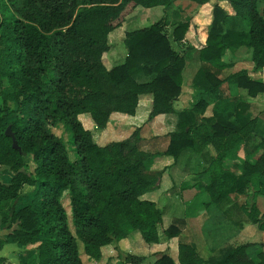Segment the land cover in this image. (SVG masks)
<instances>
[{"label": "trees", "instance_id": "obj_1", "mask_svg": "<svg viewBox=\"0 0 264 264\" xmlns=\"http://www.w3.org/2000/svg\"><path fill=\"white\" fill-rule=\"evenodd\" d=\"M173 1L0 0V165L8 174L0 177V223L15 224L7 238L25 249V264H81L77 240L93 259H99L106 244L117 256L123 254L124 262L142 259L121 254L116 243L131 231L145 242L157 241L161 209L139 197L154 179L144 169L154 155L175 157L182 149H207L208 203L228 200L229 193L242 194L250 187L251 202L239 206L264 231V210L255 204L257 195L264 197V135L251 160L232 153L254 127V119L245 117L246 108L264 93V79L251 75L264 68V4L226 0L230 12L219 3L211 5L203 44L188 45L199 65L191 78L192 99L180 110L173 109L172 101L180 92L185 57L174 44L182 41L187 19L176 20L169 32L159 19L128 30L122 61L108 68L101 61L109 48L107 33L133 6L168 7ZM190 1L199 5L209 0ZM239 46L249 49L250 69L219 77L223 68L232 66L222 55ZM234 87L244 97L232 96ZM144 92L151 95L147 120L176 113L162 151L150 154L138 148L139 126L124 138L98 144L78 119L86 113L94 128L102 129L111 112L132 114L138 94ZM206 94L213 96L209 115H204ZM6 125L20 151L4 135ZM22 184L33 190L17 205ZM63 195L67 208L60 200ZM161 232L170 237L177 227L169 224ZM247 244L223 247L206 264H264V249L252 257ZM176 258L179 264L202 262L195 248L182 241L177 242ZM153 264L174 262L161 253Z\"/></svg>", "mask_w": 264, "mask_h": 264}, {"label": "crops", "instance_id": "obj_2", "mask_svg": "<svg viewBox=\"0 0 264 264\" xmlns=\"http://www.w3.org/2000/svg\"><path fill=\"white\" fill-rule=\"evenodd\" d=\"M177 2H182L186 5H196L190 0L173 1L174 4ZM206 3L207 2L199 5H204ZM160 6L164 13L167 7H165L164 10V7L162 5ZM150 7L135 5L134 9L142 8L144 10H151ZM156 13H159V9ZM131 14L132 13L126 15L124 21H122L119 26L114 27L107 33L109 48L101 57V61L106 68L122 61L125 48L122 50L117 44L119 42L123 44L124 33L128 30L144 26H133L132 24L134 23L128 21V17H130ZM111 35L115 36L116 39L112 41L110 39ZM204 38L205 35H194V40L197 41V44L194 45L195 48L203 44ZM184 39H182L183 42L185 41ZM240 47L241 46L235 48L231 52ZM198 65L199 62L197 59H195L194 62L192 61L190 65L191 73L185 82L183 74L185 68L188 69V67H186V59H184V65L181 70L180 92L172 101V106L175 111L187 107L190 103L192 99V89L190 86L191 78ZM230 68L231 66L223 68L220 73H218V76L223 77L229 72L234 71ZM224 70L227 71L224 72ZM221 72H224V75H221ZM251 75L264 79L262 71L255 73L251 72ZM185 88H188L189 92L185 93ZM208 95L209 94H206L208 103L204 115L210 114L213 101V98H209ZM255 99L256 98H252L251 100ZM150 104V93L144 92L138 94L137 103L132 114L113 111L109 114L105 126L100 130L108 126L112 116L120 115L122 118V125H127L128 127V129H125L126 134L122 137H117L119 135V129H121L117 124L112 126V128L110 127L108 131V141L117 140L128 136L131 132L130 127L132 128V125L135 127L139 126L145 119L147 121V134L142 133V135H140L137 142L138 148L150 154L164 150L168 142L167 133L172 131L175 127L176 113H158L147 120L146 117ZM208 107L209 111L206 110ZM240 144L241 143L237 145L236 151L233 150L232 153L243 157L240 153L241 149H238ZM209 159L206 148H203L201 152H192L189 149H182L175 157L163 153L156 154L152 157L150 164L144 170L146 174L154 178L153 183L148 189L142 192L139 197L153 201L155 205L161 209V221L157 226L158 239L155 242H145L139 236L138 232L131 231L116 243L121 254L128 252L134 255H142L145 256L147 261L153 264L159 254L166 253L172 258L174 264H179L176 258V245L177 242L182 241L189 243L195 248L199 257L202 259L200 264H206V260L209 256L217 254L219 249L228 245L248 243L246 251L250 252L249 248H253L254 252L251 254L252 257H254L257 248L264 249V246L260 245L261 242H264V231L256 229L253 223L246 220L244 211L239 207L241 202H237L236 200L240 194L229 193L228 200L220 203H208L209 195L205 191L204 186L208 181L205 168ZM7 176V172L1 168L0 177L6 178ZM201 187L203 190L200 189ZM260 197V195L255 197V204L259 211H263L264 208L261 209L257 204V202L261 200ZM261 201L264 203L263 200ZM169 224L175 225L177 227V232L173 236L166 237L162 234L161 230ZM13 227H15L14 223L10 224V226H7L5 223H0V264H25V249L7 238L8 232ZM100 253L99 259L105 262V264H122L119 259H116L118 257L116 255V250L111 244L101 246ZM123 264L129 263L124 262Z\"/></svg>", "mask_w": 264, "mask_h": 264}, {"label": "rangeland", "instance_id": "obj_3", "mask_svg": "<svg viewBox=\"0 0 264 264\" xmlns=\"http://www.w3.org/2000/svg\"><path fill=\"white\" fill-rule=\"evenodd\" d=\"M219 3L227 12H230V7L227 3L226 0H209L206 4L204 5H186L182 2H177L176 4L172 3L169 7H167L165 10L164 7V13L162 12V8L160 5H156V6H152L150 7L151 10H144L142 8H136L134 9L135 6H133L130 11L126 14L128 15L129 13H132L130 17H128V21L130 23H134L132 24L133 26H139V25H148L149 22H152L153 20L155 21V19H159L160 21H163L164 25H162V28L164 29V31L169 32L171 30V27L173 26L174 22L176 20L180 19H187L188 21V27L184 33V36L182 39H184L185 41H180L178 42V44H174V47L179 51V52H183L184 53V57L186 59V67L184 70V81L186 82L191 73V68L190 65L192 64V61L194 62L196 59V54L195 52L188 47V45L191 47H195L194 45L197 44V41L194 40V35H206L207 29H208V25H209V20H210V9H211V5L213 3ZM264 4V0H258V6L261 7ZM149 9V8H148ZM159 9V13H156ZM163 13V14H162ZM125 15V16H126ZM124 16V17H125ZM160 17V18H158ZM125 18H123L124 21ZM127 26V24H126ZM110 39L113 41V39H116L115 36H110ZM191 43V44H190ZM193 43V44H192ZM119 47L124 48L122 43H118L117 44ZM249 50L247 48H245L244 46H241L239 49L231 52V51H225V53L222 55L224 61L227 62H231L232 66H231V70H236L239 68H246V69H250V65L251 63L249 62ZM229 69V70H230ZM227 70H224V72H226ZM262 71L263 74V78H264V68ZM221 72V75H224ZM230 86V85H229ZM226 88V84H223V90L225 92H227ZM189 92L188 88H185V93ZM232 96H236L239 95V97H244L243 95V91H236L235 87L232 88ZM238 93V94H237ZM191 94V93H190ZM237 94V95H236ZM208 97L213 98L212 95H208ZM263 108H264V93L259 94L255 100H251L248 108H246L245 110V117H250L253 118L254 120V127L252 132L249 133L248 137L245 140V144L242 145L240 144L238 149L240 150V153L243 155V157L251 160L252 158H254L255 154L257 153V147H256V143L259 141L260 137L264 135V113H263ZM207 111H209V107L206 109ZM78 119L80 120L81 124L90 130L91 135H92V139L96 142V143H107L109 138H108V131L110 129V127L112 128V126H114L115 124H117V126L121 127V129H119L118 131V136L117 137H122L126 134V128L128 129L127 125H122V118L120 115H116V116H112L108 126L105 127L103 130L100 129H95L93 126L92 121L90 120L89 116L86 113H81L78 115ZM146 120L144 119L141 124L138 127V131L137 133L140 135H142V133H146L147 129H146ZM132 125V124H131ZM129 126V125H128ZM133 126L132 128L130 127V131L133 130ZM135 128V126H134ZM53 131L57 134V135H61L63 136V138H65L64 133H61L60 129L57 127L53 128ZM147 134V133H146ZM245 148H246V152H245ZM237 149V150H238ZM234 150L236 151V148H234ZM69 156L71 157V151H68ZM26 160V158L24 159ZM3 169V166L0 165V169ZM145 172V170H144ZM201 190L202 187L200 188ZM33 190V186L30 185H26V184H22L21 189L19 191V198L16 201L17 205L23 204L26 200V196L30 195L31 192ZM239 196V195H238ZM261 200L264 201V197L261 196L260 197ZM62 205L64 206V208H67V199L65 198V195H63V197L60 199ZM237 202H241L240 204H249L251 202V188L247 187L246 192L240 194V196L236 199ZM258 201L257 204L258 206L263 209L264 208V203L262 201ZM15 204V205H16ZM240 207V206H239ZM247 220V218H246ZM252 223V222H251ZM254 227L256 229H258L256 227V225L253 223ZM77 250H78V256L80 258V262L81 264H105V262H102L100 259H93L90 258L89 256H87L86 254H84L83 250H82V245L81 243L77 240ZM258 249V248H257ZM256 249V250H257ZM253 248H249L248 252L250 255L253 254ZM123 255V254H122ZM122 255L118 256L116 259H119L120 263H124L123 259H122ZM216 255V254H215ZM134 264H151L150 261H147L145 259V256L142 259H139L136 261V263Z\"/></svg>", "mask_w": 264, "mask_h": 264}, {"label": "water", "instance_id": "obj_4", "mask_svg": "<svg viewBox=\"0 0 264 264\" xmlns=\"http://www.w3.org/2000/svg\"><path fill=\"white\" fill-rule=\"evenodd\" d=\"M4 135L8 136L10 138V145L12 148L16 149L17 151H20V147L17 144V141L14 137L13 132L10 130L9 125H6V127L3 130Z\"/></svg>", "mask_w": 264, "mask_h": 264}]
</instances>
